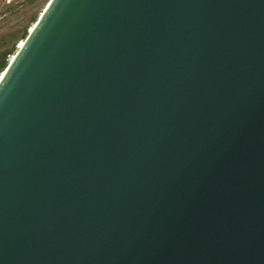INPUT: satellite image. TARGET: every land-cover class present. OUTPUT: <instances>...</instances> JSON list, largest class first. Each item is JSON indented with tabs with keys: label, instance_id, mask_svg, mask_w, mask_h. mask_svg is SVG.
<instances>
[{
	"label": "water",
	"instance_id": "obj_1",
	"mask_svg": "<svg viewBox=\"0 0 264 264\" xmlns=\"http://www.w3.org/2000/svg\"><path fill=\"white\" fill-rule=\"evenodd\" d=\"M0 264H264V0H49L0 73Z\"/></svg>",
	"mask_w": 264,
	"mask_h": 264
},
{
	"label": "rangeland",
	"instance_id": "obj_2",
	"mask_svg": "<svg viewBox=\"0 0 264 264\" xmlns=\"http://www.w3.org/2000/svg\"><path fill=\"white\" fill-rule=\"evenodd\" d=\"M49 0H0V73Z\"/></svg>",
	"mask_w": 264,
	"mask_h": 264
},
{
	"label": "bare ground",
	"instance_id": "obj_3",
	"mask_svg": "<svg viewBox=\"0 0 264 264\" xmlns=\"http://www.w3.org/2000/svg\"><path fill=\"white\" fill-rule=\"evenodd\" d=\"M22 41H23V39L20 41L19 45L22 43ZM11 57H12V56H11ZM11 57H10V58H11Z\"/></svg>",
	"mask_w": 264,
	"mask_h": 264
}]
</instances>
